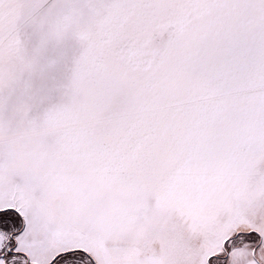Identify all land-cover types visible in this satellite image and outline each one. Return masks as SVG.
Here are the masks:
<instances>
[{
	"label": "snow or ice",
	"instance_id": "obj_1",
	"mask_svg": "<svg viewBox=\"0 0 264 264\" xmlns=\"http://www.w3.org/2000/svg\"><path fill=\"white\" fill-rule=\"evenodd\" d=\"M0 264H264V0H0Z\"/></svg>",
	"mask_w": 264,
	"mask_h": 264
}]
</instances>
